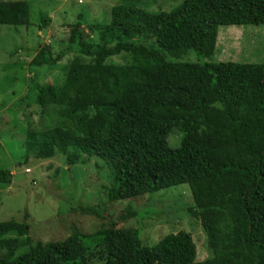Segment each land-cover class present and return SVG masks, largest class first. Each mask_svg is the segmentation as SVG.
I'll return each mask as SVG.
<instances>
[{
    "label": "trees",
    "instance_id": "1",
    "mask_svg": "<svg viewBox=\"0 0 264 264\" xmlns=\"http://www.w3.org/2000/svg\"><path fill=\"white\" fill-rule=\"evenodd\" d=\"M24 1L0 0V25H28ZM50 22L38 13V30ZM264 25V0H181L168 11L148 12L121 0L106 23L70 26L54 57L40 47L29 62L38 73L76 53L55 96L30 80L42 109L60 107L51 126L27 128L22 160L49 159L67 148L93 153L110 169L107 201L153 195L186 185L188 208L199 221L210 257L195 261L189 233H168L144 246L138 228L99 219L83 233L74 227L61 241L41 243L29 226L0 221V264H264V62H176L187 50L207 57L218 26ZM98 42L84 40L82 26ZM150 39L156 48L138 44ZM126 53L128 64L105 63ZM167 54V55H165ZM172 129L182 133L171 146ZM0 168V188L10 184Z\"/></svg>",
    "mask_w": 264,
    "mask_h": 264
},
{
    "label": "rangeland",
    "instance_id": "2",
    "mask_svg": "<svg viewBox=\"0 0 264 264\" xmlns=\"http://www.w3.org/2000/svg\"><path fill=\"white\" fill-rule=\"evenodd\" d=\"M3 1V0H2ZM5 1V0H4ZM27 4L28 25H0V168L10 174V184L0 188V221L13 220L29 226V236L41 243L61 241L71 229L90 233L99 219L84 211L94 207L115 223L116 228H138L142 245L151 246L168 233H189L195 245V261L210 257L199 221L188 212L193 202L186 185H176L130 199L107 201L111 172L107 164L89 151H55L49 159L22 160L21 143L28 127L39 130L52 125L60 107L41 108L29 92L30 80L49 85L55 96L73 59L87 62L89 57L68 53L50 68L38 73L29 62L40 47L52 57L64 47L69 28L81 15L83 24L106 23L110 7L121 0H20ZM148 12L168 11L181 0H125ZM45 12L50 22L38 30V13ZM81 27L84 40L98 42L95 32ZM138 44L156 46L150 39ZM167 55V54H165ZM126 53L109 56L105 63L128 64ZM176 62H264V25L218 26L214 47L207 57L198 58L187 50ZM182 133L172 129L168 143L175 146ZM151 264H160L153 262Z\"/></svg>",
    "mask_w": 264,
    "mask_h": 264
}]
</instances>
